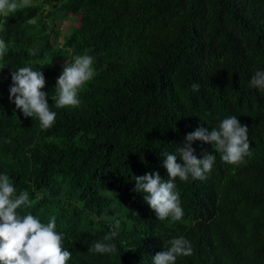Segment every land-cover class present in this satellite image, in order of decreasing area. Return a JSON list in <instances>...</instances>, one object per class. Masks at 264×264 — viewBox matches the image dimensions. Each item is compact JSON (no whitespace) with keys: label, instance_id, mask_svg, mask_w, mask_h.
I'll list each match as a JSON object with an SVG mask.
<instances>
[{"label":"trees","instance_id":"obj_1","mask_svg":"<svg viewBox=\"0 0 264 264\" xmlns=\"http://www.w3.org/2000/svg\"><path fill=\"white\" fill-rule=\"evenodd\" d=\"M42 2L0 15L8 47L0 58V174L16 195L29 193L18 214L45 224L56 217L72 253L67 264H153L179 236L193 255L176 264H264V92L251 85L264 71V0ZM60 9L80 18L61 43L53 20ZM85 54L95 75L80 105L57 108L59 61ZM26 66L46 78L42 91L57 114L47 130L9 100L11 72ZM230 116L248 127L252 155L230 165L213 144L193 142L198 159L216 155L212 170L177 178L183 218L158 220L134 191L135 176L158 171L166 180L164 154ZM113 230L115 254L89 251Z\"/></svg>","mask_w":264,"mask_h":264},{"label":"clouds","instance_id":"obj_2","mask_svg":"<svg viewBox=\"0 0 264 264\" xmlns=\"http://www.w3.org/2000/svg\"><path fill=\"white\" fill-rule=\"evenodd\" d=\"M31 6V0H0V15L8 16L18 9ZM35 25L36 18L27 20ZM8 51L7 44L0 39V58ZM35 55V50H29ZM93 57L78 55L73 62H66L55 85L53 99L57 108L78 107L79 92L95 75ZM9 100L16 109L22 111L25 118L37 117L40 127L47 130L56 120V112L51 111L47 93L42 91L46 86V78L41 70L32 67H21L11 72ZM251 85L264 92V71L257 70L251 78ZM193 91H199L200 85L193 83ZM203 141L214 145L215 151L221 154V159L230 165L245 163V157L251 156L248 127L242 125L236 116L222 120L219 128L208 131L204 127L188 133L183 146H178L176 154L165 153L164 167L167 169V179L161 178L160 173L148 172L135 176L137 193L144 194L145 202L155 212L158 220L171 218L180 221L184 212L181 207L180 194L176 190L175 181L204 179L205 173L212 170L216 155L206 154L203 159L195 155L193 142ZM177 155L182 162L177 161ZM29 193L20 192L10 182L7 174H0V264H67L72 253L63 248L64 236L56 231V217L50 218L45 224L32 214L21 216L17 210L29 205ZM119 227V221L116 222ZM118 235L113 230L95 242L89 251L100 254H115L117 245L111 241ZM164 251L153 257V264H176L177 257L193 255V247L185 237L171 239ZM123 264V263H122Z\"/></svg>","mask_w":264,"mask_h":264},{"label":"rangeland","instance_id":"obj_3","mask_svg":"<svg viewBox=\"0 0 264 264\" xmlns=\"http://www.w3.org/2000/svg\"><path fill=\"white\" fill-rule=\"evenodd\" d=\"M36 0H31V2ZM40 3L43 4L42 0H40ZM54 24H55V30H58L60 32V36H58V40L61 43L63 34L67 33L72 26H76L80 24V18L78 14L68 13L66 14L62 9L55 10L54 16H53ZM48 24L50 26V20H47ZM66 62H69L66 59H63V61H59L60 64H65Z\"/></svg>","mask_w":264,"mask_h":264}]
</instances>
